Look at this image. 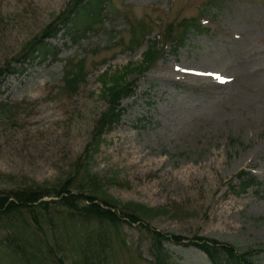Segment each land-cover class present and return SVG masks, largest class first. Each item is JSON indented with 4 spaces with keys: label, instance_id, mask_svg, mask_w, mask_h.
<instances>
[{
    "label": "rangeland",
    "instance_id": "1",
    "mask_svg": "<svg viewBox=\"0 0 264 264\" xmlns=\"http://www.w3.org/2000/svg\"><path fill=\"white\" fill-rule=\"evenodd\" d=\"M70 1L0 0V188L23 178L64 180L108 105L106 77L123 73L132 93L120 99L119 123L103 134L92 161L101 187L165 210L148 225L183 237L163 241L172 264H210L187 243L195 234L238 249L264 243V0H223L204 11L206 0H104L98 17L48 38L52 50L43 60L7 74L5 63L22 68L26 42ZM200 10L204 29L191 30L175 53L164 46L165 26ZM137 20L144 28L131 30ZM150 43L162 55L137 70ZM240 168L261 183L235 194L228 182ZM21 227L19 218L0 223L3 264H48L43 247L11 244L23 238L8 232ZM80 227L102 232L107 264H151V237L140 223ZM66 256L50 254L51 264H70ZM255 256L254 264H264V251Z\"/></svg>",
    "mask_w": 264,
    "mask_h": 264
},
{
    "label": "trees",
    "instance_id": "2",
    "mask_svg": "<svg viewBox=\"0 0 264 264\" xmlns=\"http://www.w3.org/2000/svg\"><path fill=\"white\" fill-rule=\"evenodd\" d=\"M103 1L71 0L38 35L26 42L17 59L23 62L24 66L18 70L13 69L10 65L11 61H7L6 73L22 72L21 69L39 63L52 50L48 38H54L60 31L73 33L81 19L91 13L93 17H98V7ZM222 1L206 0L203 11L206 6L218 5ZM203 11L200 10L195 16H183L175 22H169L161 34L164 46H168L175 53L183 45L191 30L202 31L204 26L199 20L203 17ZM140 23L138 20L135 21L131 30L136 27L143 29L144 26H137ZM79 35L77 33L75 37ZM157 55L161 56L162 50L155 49L151 43L148 44L142 52L141 62L136 69L141 71L151 66ZM125 67L132 68L130 64ZM68 72L69 70L66 69L64 76ZM68 79L72 80V78ZM106 80L109 81H102L108 83L103 89L108 105L100 113L95 128L81 152L71 162L68 176L52 185L34 180L25 181L26 178H23V181L14 187L0 188V223L19 218L22 227L9 231L7 237L11 238L14 235L16 238L15 235L19 234L23 239L20 238L21 242L12 241L11 244L14 246L17 244L16 250L26 247L40 251L43 247L42 254L45 256L44 260L48 259V264H51L50 254L56 251L62 253L65 258L69 254L70 264H107L108 241L102 237L100 230L89 231L80 227L81 224L90 221L97 224L104 223L113 226L117 231L120 220H126L129 223L137 222L147 234H150L151 264H172V256L163 245V241L179 242L183 237L174 233L160 232L148 225L150 218L165 210L162 207H151L137 201L124 202L111 196L101 187V179L93 170L92 161L98 152L103 134L119 123L124 111L120 99L132 93L133 81L124 80L123 73L110 78L106 77ZM234 178V183H228L235 194L242 193L251 186H259L261 183L247 168H240L234 174ZM75 181H77L76 184H74ZM73 185H76L75 191L69 188ZM44 196L55 198L43 199ZM187 243L201 250L210 264H254L255 255L264 251V243H252L238 249L227 241H219L199 234H195L194 239H188ZM16 250L12 249L11 253L16 254ZM58 260L62 262L59 257ZM5 261L0 254V264Z\"/></svg>",
    "mask_w": 264,
    "mask_h": 264
},
{
    "label": "bare ground",
    "instance_id": "3",
    "mask_svg": "<svg viewBox=\"0 0 264 264\" xmlns=\"http://www.w3.org/2000/svg\"><path fill=\"white\" fill-rule=\"evenodd\" d=\"M139 153V152H138Z\"/></svg>",
    "mask_w": 264,
    "mask_h": 264
}]
</instances>
